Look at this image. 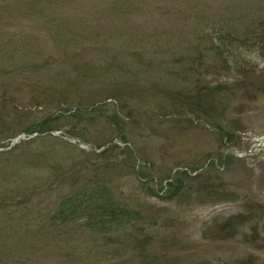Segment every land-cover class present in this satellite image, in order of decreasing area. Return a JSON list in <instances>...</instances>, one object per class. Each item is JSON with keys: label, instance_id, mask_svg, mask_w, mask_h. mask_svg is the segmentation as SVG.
I'll use <instances>...</instances> for the list:
<instances>
[{"label": "rangeland", "instance_id": "obj_1", "mask_svg": "<svg viewBox=\"0 0 264 264\" xmlns=\"http://www.w3.org/2000/svg\"><path fill=\"white\" fill-rule=\"evenodd\" d=\"M100 2L0 0V264H264V0ZM95 181L140 222L51 221Z\"/></svg>", "mask_w": 264, "mask_h": 264}, {"label": "trees", "instance_id": "obj_2", "mask_svg": "<svg viewBox=\"0 0 264 264\" xmlns=\"http://www.w3.org/2000/svg\"><path fill=\"white\" fill-rule=\"evenodd\" d=\"M77 1L101 3L100 0H46L51 3H77ZM121 2L122 0H103L102 3L113 6ZM60 37L66 39L65 36ZM130 205L129 201L119 199L106 182L95 181L86 187H76L61 198L51 221L53 223L86 222L94 232L105 235L118 233L127 230L135 222L141 220V215Z\"/></svg>", "mask_w": 264, "mask_h": 264}, {"label": "water", "instance_id": "obj_3", "mask_svg": "<svg viewBox=\"0 0 264 264\" xmlns=\"http://www.w3.org/2000/svg\"><path fill=\"white\" fill-rule=\"evenodd\" d=\"M55 137L56 136H59V134H57V133H54L53 134ZM38 136V134H34V135H20V136H18L17 138H15L13 141H12V143H11V145H10V148L9 149H11L13 146H15L16 144H19V143H21L22 141H25V140H29V139H33L34 137H37ZM65 140H67L68 142H70V143H72V144H76V142L74 141V140H72V139H68V138H65V137H63ZM257 142H259V144H257V145H255L253 148H252V150L250 151V152H248L247 154H251V153H254V152H256L257 150H259V149H261V148H264V146H262L261 144H260V142L262 141V140H256ZM81 148H83V149H90V150H92V151H94V152H100V151H102V150H104L105 148H102V149H100V150H97V149H95V148H93V147H91L90 145H87V144H84V143H79L78 144ZM108 146H110V145H108ZM107 146V147H108Z\"/></svg>", "mask_w": 264, "mask_h": 264}, {"label": "bare ground", "instance_id": "obj_4", "mask_svg": "<svg viewBox=\"0 0 264 264\" xmlns=\"http://www.w3.org/2000/svg\"><path fill=\"white\" fill-rule=\"evenodd\" d=\"M260 144L262 145V146H264V140H262L261 142H260ZM258 151V150H257Z\"/></svg>", "mask_w": 264, "mask_h": 264}]
</instances>
